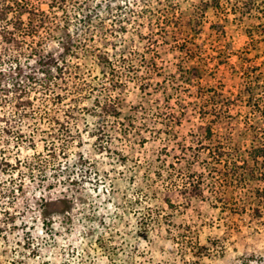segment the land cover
<instances>
[{
    "label": "rangeland",
    "instance_id": "1",
    "mask_svg": "<svg viewBox=\"0 0 264 264\" xmlns=\"http://www.w3.org/2000/svg\"><path fill=\"white\" fill-rule=\"evenodd\" d=\"M27 1L0 264H264V0Z\"/></svg>",
    "mask_w": 264,
    "mask_h": 264
},
{
    "label": "trees",
    "instance_id": "2",
    "mask_svg": "<svg viewBox=\"0 0 264 264\" xmlns=\"http://www.w3.org/2000/svg\"><path fill=\"white\" fill-rule=\"evenodd\" d=\"M26 14L28 15V23H25L23 19ZM49 19L46 14L27 0H0V24L2 25V31H6L7 36H10V38L15 35L25 36L28 33V26L33 27L36 22L46 24ZM10 26L17 28L19 33L16 34L9 30ZM33 32H35V28H33ZM191 179L194 182V178L191 177Z\"/></svg>",
    "mask_w": 264,
    "mask_h": 264
}]
</instances>
